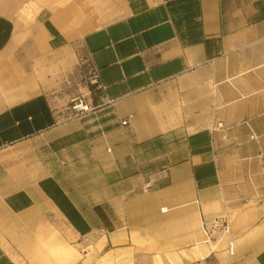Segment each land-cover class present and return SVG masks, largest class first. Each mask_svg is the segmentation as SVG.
Masks as SVG:
<instances>
[{
  "label": "crops",
  "instance_id": "0c3cea01",
  "mask_svg": "<svg viewBox=\"0 0 264 264\" xmlns=\"http://www.w3.org/2000/svg\"><path fill=\"white\" fill-rule=\"evenodd\" d=\"M95 256L264 264V0H0V264Z\"/></svg>",
  "mask_w": 264,
  "mask_h": 264
},
{
  "label": "rangeland",
  "instance_id": "374dc122",
  "mask_svg": "<svg viewBox=\"0 0 264 264\" xmlns=\"http://www.w3.org/2000/svg\"><path fill=\"white\" fill-rule=\"evenodd\" d=\"M82 69V83L85 85V91L75 94L72 97L68 98V102L66 104L67 108H71L72 109V105L74 103H78L79 101H83V105H87V108H93L95 105L98 104V95L99 93L97 92L98 90L93 87L92 83L90 82V76H91V70H89L87 65L81 66ZM86 101H88V104L86 103ZM217 125V124H216ZM91 250V254H93L94 252L97 253V245H94L91 243V246L89 247ZM91 264H99V258L98 256L92 257V261ZM103 264H113V260L112 261H108L107 263ZM119 264V263H118Z\"/></svg>",
  "mask_w": 264,
  "mask_h": 264
},
{
  "label": "built area",
  "instance_id": "2783aa9c",
  "mask_svg": "<svg viewBox=\"0 0 264 264\" xmlns=\"http://www.w3.org/2000/svg\"><path fill=\"white\" fill-rule=\"evenodd\" d=\"M91 76H90V82L93 84V85H95V88H97V89H99V88H101L102 87V85L100 84V83H98L97 82V80L95 79V74H94V72H92V70H91ZM81 105H83L82 104V102L81 101H79L78 103H74L73 105H72V109H74V110H79V109H81V110H84V109H87V108H80L79 106H81ZM87 106V105H86ZM126 122V120H122V123H125ZM222 124H221V122H218L217 123V126H221ZM214 226L216 225V226H220L221 228H223V230L225 231V232H227L228 230H229V224H228V220L226 219V217H224V216H220V217H218V218H216V220L212 223ZM212 225V226H213ZM204 230L205 231H208V227L207 226H204ZM228 248H229V250L231 251V241H229L228 242Z\"/></svg>",
  "mask_w": 264,
  "mask_h": 264
},
{
  "label": "bare ground",
  "instance_id": "6f19581e",
  "mask_svg": "<svg viewBox=\"0 0 264 264\" xmlns=\"http://www.w3.org/2000/svg\"><path fill=\"white\" fill-rule=\"evenodd\" d=\"M80 108H87V106L86 105H81V106H79ZM63 247H65V246H63ZM69 248V247H68ZM70 249V248H69ZM62 250V249H61ZM60 250V251H61ZM71 250V249H70ZM67 252V251H66ZM60 253V252H59Z\"/></svg>",
  "mask_w": 264,
  "mask_h": 264
}]
</instances>
